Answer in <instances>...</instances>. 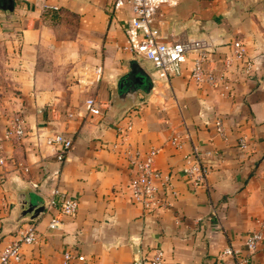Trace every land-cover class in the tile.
<instances>
[{
    "label": "crops",
    "instance_id": "crops-1",
    "mask_svg": "<svg viewBox=\"0 0 264 264\" xmlns=\"http://www.w3.org/2000/svg\"><path fill=\"white\" fill-rule=\"evenodd\" d=\"M113 2L0 0V129L20 109L27 118L26 136L4 142L0 251L19 224L15 188L32 185L47 197L68 193L79 207L62 214L57 229L49 221L59 208H47L36 221L41 239L23 248L25 264H60L67 250L84 253L88 264H134L155 246L164 249L165 264H264V243L250 251L244 241L264 216V0H180L159 7L153 26L163 40L207 37L215 50L206 65L218 68L231 43L242 39L258 70L252 77L236 71L227 89L200 85L191 78L197 57L191 52L178 73L155 81L150 92L128 77L133 59L152 79L156 74L150 59L123 48L132 10L115 9ZM96 64L104 66L102 79L79 83L85 67ZM124 80L131 94L121 93ZM90 95L112 107L87 111ZM219 116L225 135L216 129ZM129 118L136 147H161L154 164L171 174L168 209L147 210L131 198V170L112 148L116 124ZM50 132L73 138L65 161L46 143ZM241 134L246 148L239 146ZM176 135L181 147L171 142ZM194 145L211 168L200 186L182 172ZM228 245L239 251L222 255Z\"/></svg>",
    "mask_w": 264,
    "mask_h": 264
},
{
    "label": "built area",
    "instance_id": "built-area-1",
    "mask_svg": "<svg viewBox=\"0 0 264 264\" xmlns=\"http://www.w3.org/2000/svg\"><path fill=\"white\" fill-rule=\"evenodd\" d=\"M180 0H114L115 9L129 6L132 16L126 27L127 41L123 45L139 57L150 59L153 63L156 77L153 81H169L171 77L181 70L182 64L187 60L189 53L197 55L192 69L191 78L198 84L223 85L230 87L231 77L238 71L242 76L252 77L258 70L257 59L250 55L246 43L242 39H235L231 43V50L221 58L218 68L207 66L209 55L215 50L212 41L204 36L188 37L185 40L167 41L161 38L160 30L153 26L155 13L162 5L175 6ZM104 66L96 64L86 66L77 77V81L84 85H94L102 79ZM85 108L94 114H101L112 107L110 100L103 101L96 95L85 99ZM219 134H226V125L222 117L215 120ZM134 121L129 118L125 122L116 124L117 140L112 148L118 153L131 170L132 178L129 184L131 198L147 210L168 209L172 202L167 195L166 188L172 187L171 174L155 166L154 160L161 151V147L151 146L145 150L134 145L131 133ZM27 134V118L22 109L8 123L3 131L0 129V165L8 163L4 142L8 139L23 138ZM46 143L56 149L58 160L65 161L73 148V138L64 132H50L46 135ZM171 142L181 147L183 140L179 135L173 136ZM239 146H248L247 136L241 134ZM211 153V151H207ZM182 172L195 186L204 185L211 172L210 166L203 161L202 152L197 145L185 155ZM37 186V183H33ZM173 194L176 192L173 190ZM48 207L55 206L59 212L54 214L49 227L57 229L62 226V214L76 213L79 202L77 198L68 193H58L56 190L48 197ZM259 227L249 231L245 236V246L256 250L264 243V216L258 219ZM4 236L0 231V239ZM41 234L36 221H25L17 229L15 235L6 242L0 251V264H25L23 248L27 244L37 243ZM239 250L232 245L226 246L222 255H233ZM60 264H88V257L78 250H67ZM134 264H165L164 249L155 246L148 257L136 256Z\"/></svg>",
    "mask_w": 264,
    "mask_h": 264
},
{
    "label": "water",
    "instance_id": "water-1",
    "mask_svg": "<svg viewBox=\"0 0 264 264\" xmlns=\"http://www.w3.org/2000/svg\"><path fill=\"white\" fill-rule=\"evenodd\" d=\"M128 77L135 88L141 87L145 91L150 92L154 86L152 77L136 59H133L130 63ZM15 190L18 205L16 219L19 223L14 230L16 232L23 222L37 221L47 210L49 199L32 185H19ZM1 233L3 236L6 234L4 231H1Z\"/></svg>",
    "mask_w": 264,
    "mask_h": 264
},
{
    "label": "flooded vegetation",
    "instance_id": "flooded-vegetation-1",
    "mask_svg": "<svg viewBox=\"0 0 264 264\" xmlns=\"http://www.w3.org/2000/svg\"><path fill=\"white\" fill-rule=\"evenodd\" d=\"M123 83L121 84L120 88H121V93L122 94H126V93H132V87L130 84H128L125 80L122 81ZM123 91V92H122Z\"/></svg>",
    "mask_w": 264,
    "mask_h": 264
}]
</instances>
